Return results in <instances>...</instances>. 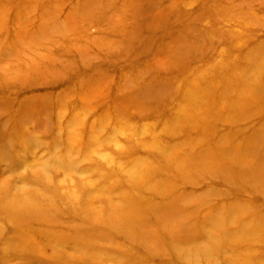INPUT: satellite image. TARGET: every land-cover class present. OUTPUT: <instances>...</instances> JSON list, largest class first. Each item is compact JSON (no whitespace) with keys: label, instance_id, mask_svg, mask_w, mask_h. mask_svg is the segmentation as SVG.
<instances>
[{"label":"rangeland","instance_id":"1","mask_svg":"<svg viewBox=\"0 0 264 264\" xmlns=\"http://www.w3.org/2000/svg\"><path fill=\"white\" fill-rule=\"evenodd\" d=\"M0 264H264V0H0Z\"/></svg>","mask_w":264,"mask_h":264}]
</instances>
